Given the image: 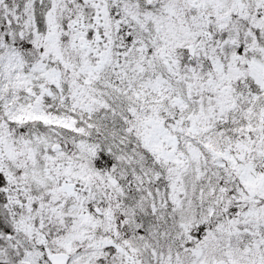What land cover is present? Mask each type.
<instances>
[{
	"label": "snow or ice",
	"instance_id": "snow-or-ice-1",
	"mask_svg": "<svg viewBox=\"0 0 264 264\" xmlns=\"http://www.w3.org/2000/svg\"><path fill=\"white\" fill-rule=\"evenodd\" d=\"M0 264H264V0H0Z\"/></svg>",
	"mask_w": 264,
	"mask_h": 264
}]
</instances>
